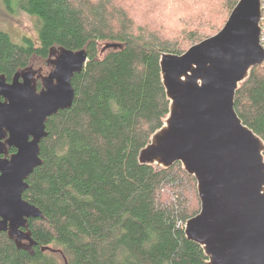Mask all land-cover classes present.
Segmentation results:
<instances>
[{
	"label": "trees",
	"instance_id": "16d2710c",
	"mask_svg": "<svg viewBox=\"0 0 264 264\" xmlns=\"http://www.w3.org/2000/svg\"><path fill=\"white\" fill-rule=\"evenodd\" d=\"M0 1V13L39 24L37 37L16 41L0 25L7 81L51 64L57 48L88 52L72 106L47 120L42 163L23 193L43 212L24 229L33 245L0 230V264H208L185 232L201 209L196 178L180 162L158 168L139 155L170 112L162 54L217 33L239 0ZM261 25L264 44V0ZM235 108L264 140V64L239 85Z\"/></svg>",
	"mask_w": 264,
	"mask_h": 264
},
{
	"label": "water",
	"instance_id": "95a60500",
	"mask_svg": "<svg viewBox=\"0 0 264 264\" xmlns=\"http://www.w3.org/2000/svg\"><path fill=\"white\" fill-rule=\"evenodd\" d=\"M262 17L263 0H239L217 33L182 54H162L170 112L139 155L158 168L180 162L196 178L201 209L185 232L208 264H264V140L235 108L239 85L264 64ZM54 51L40 90L37 70L0 76V230L29 246L27 221L43 212L23 197L27 179L42 163L48 118L72 106V79L88 61L84 48Z\"/></svg>",
	"mask_w": 264,
	"mask_h": 264
},
{
	"label": "rangeland",
	"instance_id": "374dc122",
	"mask_svg": "<svg viewBox=\"0 0 264 264\" xmlns=\"http://www.w3.org/2000/svg\"><path fill=\"white\" fill-rule=\"evenodd\" d=\"M1 9L2 5L0 1V11H2ZM0 25L11 34V37L15 41L20 40L24 34L31 37L38 36L39 24L37 19L21 11L16 12L12 16H6L5 14L0 13ZM55 55L56 52L54 51L50 59H54ZM33 66L34 67L32 68L38 71L40 77L48 75L53 69V65L43 61L34 63Z\"/></svg>",
	"mask_w": 264,
	"mask_h": 264
},
{
	"label": "flooded vegetation",
	"instance_id": "af4514ba",
	"mask_svg": "<svg viewBox=\"0 0 264 264\" xmlns=\"http://www.w3.org/2000/svg\"><path fill=\"white\" fill-rule=\"evenodd\" d=\"M36 76H37V80H38L39 78H40V80H41V77H40L39 73H37ZM24 243L26 244V246H28V248L30 247V246H29V243H30V242H29L28 240H25Z\"/></svg>",
	"mask_w": 264,
	"mask_h": 264
}]
</instances>
